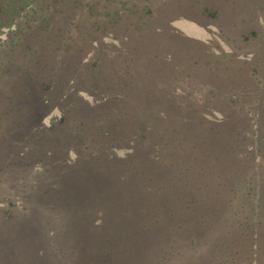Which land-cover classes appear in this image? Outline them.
<instances>
[{
  "label": "trees",
  "instance_id": "obj_1",
  "mask_svg": "<svg viewBox=\"0 0 264 264\" xmlns=\"http://www.w3.org/2000/svg\"><path fill=\"white\" fill-rule=\"evenodd\" d=\"M29 1L35 2V0H0V25L10 26L13 21L16 25L19 11H22ZM61 1L37 0L29 10H25L23 13L25 16L31 14L34 19L40 18V32L36 31L39 33L34 38L27 36V40L20 47L18 45L22 39H19L20 36L16 32L29 35L31 32L26 33L27 31L23 29L33 28V26L26 22L24 23L26 26L18 24L16 29L9 30L8 32L13 30L16 38L13 42L9 41L15 46L9 53L19 50L24 59L18 61V58H6L0 64V75L4 73L0 79V96L3 98V102L0 100V152L4 151V155L18 166L32 163L38 168L44 160L48 163L34 174L38 178H43L44 183L38 184L36 180L31 179L29 186L26 184L22 186L23 189L30 187L31 191L33 190L23 206L22 216L13 213L12 210L6 212L4 218L8 220L11 233L7 236L8 241L0 237V264H243L242 261H245L246 257L251 258L249 253L244 256L246 249L256 256L260 252L262 255L260 261L264 264V242H260V246L253 248L247 246L243 237L245 223L246 228L249 227L247 235L257 238L260 231L264 230V221L258 222L259 232L250 222L244 223V208H246L244 204H241L240 215L236 214L239 217L234 213L232 217H226L230 234L225 238L214 240L218 226L213 224L211 217L205 216L213 206L214 209H223V197H228L231 188L226 189V187L231 179L238 181L239 188L245 181L253 180L255 170L254 164H250L251 158L246 152L239 153L241 149L245 151L244 130L247 125L245 123L236 125L235 122L243 121V116L236 114L237 118L236 121L233 120L235 121L233 124L214 123L198 130L193 122L188 121L190 114L182 112L180 115L184 123H181V127L178 126L173 121L176 111L183 107L196 111L191 105L196 104V99L194 91H185L177 87L164 88L163 86L171 80L164 70L161 72L163 78L161 84H157V78H152L148 82H151L150 89L146 92L142 90H140L141 93L135 92L136 102L132 104L122 94L123 90L119 91L113 84L106 85L105 104L113 102L119 109L120 115L114 117L116 122L111 121L112 116H107L109 113L104 104L98 105L99 102H92L83 106L89 112L86 113L88 117L79 122L83 135L88 137V133L92 131L101 133L98 140H90L91 144L94 143L86 147L92 150L91 152L78 153L73 150L75 153L73 159L65 158L54 162L51 151L38 144L37 137L41 133L55 137L54 139L58 137L56 125L44 130L39 128L37 121L40 117L39 109L43 104H37L35 99L40 90L44 93V90H52L55 85H59L56 78L55 83L53 80L50 81L49 77L61 75L60 73L65 71L61 67L63 62H68L67 65L74 72L80 65L84 72L88 71L89 74L84 77L87 80L91 79L92 82L87 87L84 86L87 89L99 84L100 79L104 80L103 73L107 72L100 68L94 71L93 60L82 58V52L73 49L71 44L65 46L63 43L58 44L54 41L55 30H61L62 24L57 20V23H53L55 25L52 27L53 32H50L51 29L48 28L55 14L49 13L46 8L50 6L49 11L59 14L63 10ZM147 1L145 9L139 16L142 20L135 26V30L141 29L144 22H146L145 26H150L154 21L163 19L164 13H160V10L163 11L172 2L157 0V3L153 1L157 4L154 5L151 0ZM236 1L222 0L221 2L227 3L225 8L230 7L226 10L221 7L223 3L218 6H208L205 3L201 5L200 0H186L183 4L173 2V6L181 10L180 16L190 18L193 16L188 14L204 16V13H207L214 18L227 16V19L232 21V14H239L238 20L232 22L234 28L236 22H244L238 23L241 26L248 24L247 22L253 17L252 12L255 7L264 9V0H259L255 7L250 0L244 1L246 7L242 3L237 4ZM92 5V3L89 5L90 8ZM130 8H132L129 11L130 14L138 11L137 4L131 3L128 9ZM115 11L116 14L112 13L115 15L114 21H120L122 13L119 9ZM90 13L95 16L92 11ZM6 15H9V18H5ZM65 17V15L60 16L62 19ZM258 19L262 20L260 25L264 27V16ZM43 20L45 21L42 22ZM123 20L126 18L121 22ZM70 25L71 22L64 23V30L72 34L69 31ZM221 28L220 26V33L223 34ZM59 33V35L64 34ZM248 35H256L257 39H260L263 38L264 33H258L254 28ZM70 37L72 38L71 35ZM245 38L250 40V36ZM82 39L84 40L85 37ZM242 39L244 40V34ZM189 46L195 50L200 60L190 62L187 68L185 57L189 51L180 52L183 58L178 57L175 62L176 66L183 65L180 68L185 72L183 82L197 86L200 78L203 77L201 73H213L218 80L212 81L206 76V80L203 78V81L210 90L211 98L214 97L217 103L224 101L223 96L217 91L220 90L217 84L220 85L225 79V72L216 74L219 72L222 61L229 57L225 52L214 56L211 52L212 48L197 41ZM119 48L121 53L117 52V54L125 56L123 57L125 64L128 65V62L137 56L140 59L147 58L146 63L152 66L149 69L136 70L138 73L134 71L135 75L142 73L144 76L145 72L154 68L152 62H155L158 55L153 54L151 49L148 50V46H135L132 48L133 51H130L132 53H128L125 47L119 46ZM167 54H170V51ZM67 58L68 61L65 60ZM256 59L260 62L259 58ZM97 60L99 59L95 58V65ZM254 64L253 61L251 68L249 67L250 72L247 74L260 84L256 93H261L264 91V61L260 62L257 68ZM158 66H156L157 69L161 66L164 69V65ZM228 67L229 65H224L222 69L225 71ZM235 69L244 71V65L239 64ZM12 75H15V79H21L18 85L10 82L12 78L6 80L4 77ZM242 75L244 74L237 72L235 79L230 80L229 87L237 91V86L244 83ZM36 76L40 80L32 79ZM184 78L188 81H184ZM131 81H127L128 85ZM74 83L77 82L74 81ZM105 84H107L106 81ZM124 85L127 86L126 83ZM160 85L161 88H159ZM237 95V92L230 95L231 103L238 101ZM259 97L262 99L254 98L255 101L264 104V96ZM39 98L41 101H49L45 94L43 98L40 94ZM144 104H154L155 107L146 106L148 109L143 112L139 105ZM225 106L228 105L225 104ZM167 118L168 122H166ZM62 119L65 121V118ZM221 119L229 120L228 115ZM116 131H119V136H116ZM218 131H221L219 136L222 140L217 137ZM230 137L233 140L232 145H229L226 154L220 155L215 150L218 148L215 144H224ZM78 140L80 141V138ZM29 145L32 146L31 151H27ZM114 147L122 148L126 153L119 157ZM98 149L102 152L99 153ZM166 150H169L168 153H165ZM152 151L156 152V156L149 160L148 156ZM221 158L226 160L222 161ZM229 160L232 164H227L226 170L220 167ZM243 166L253 169L249 170L247 177H244ZM7 167L11 169V165L7 164ZM55 171L59 174L54 175ZM51 177L54 179L51 180ZM198 177L205 178L206 181L198 182L196 180ZM263 177L264 172L261 182L264 187ZM132 178L136 180L130 182ZM176 182L179 187L175 186ZM211 182L214 184L210 185ZM121 186L126 189H121ZM198 190H202V197L206 195L205 198H201V202L203 199L207 201L208 196L211 197L208 199L209 203L201 207L202 212L199 214L195 207ZM155 192L162 200L165 199L163 203L155 204L149 207L150 209L144 207L153 202ZM186 194L192 198H185ZM41 197L44 199L37 204ZM229 199L231 196L228 197ZM31 205L34 207L41 205L39 210L47 212L63 210L59 216L57 214L55 217H58V222L62 221L64 225L66 224L63 227L67 230L55 233L54 230L49 232L48 229H41L40 226L45 227L46 223L36 219L37 211L35 212V208ZM92 208H94L93 211ZM17 220H20V224ZM212 225L216 229L215 233L212 232ZM235 225L237 231H233ZM239 227L242 228L238 230ZM2 231L0 229V236L3 237ZM105 231L113 232L115 236H118V240L107 237L105 242L106 237L102 238ZM234 238L242 240L237 245ZM85 246H89L86 252L82 250Z\"/></svg>",
  "mask_w": 264,
  "mask_h": 264
},
{
  "label": "rangeland",
  "instance_id": "obj_2",
  "mask_svg": "<svg viewBox=\"0 0 264 264\" xmlns=\"http://www.w3.org/2000/svg\"><path fill=\"white\" fill-rule=\"evenodd\" d=\"M36 1L37 0H35V2L29 1L24 5L22 11H19L16 25L14 24L15 21L11 22L12 25L10 26H5V24L0 25V64L6 58H18V61H23L24 59L21 56V51L19 50L9 53L15 47L10 44L9 41L13 42L16 40L15 36L13 35V30L16 29L18 24L24 25V23L28 22L31 26H33V28L29 27V29H23V31H27L26 33H29L30 31L31 34L29 35H25L19 31L16 32V34L20 36L19 39H22V42L18 45L20 47L23 46L24 41L27 40V36L28 38H34L40 32V18L35 16L37 19H34L32 18L33 16L31 14L26 16L23 14L25 13V10L30 9V6L32 7L34 4H36ZM153 1L157 3V0H151L154 5H157ZM171 1L172 2H170V4L167 5L163 11L160 10V13H164V18L158 21L159 23L154 21L152 24H150V26H145L146 22H144L143 26L139 30H135V26L138 25L142 20L139 18V16L143 9H145V4L148 2L147 0H62L61 7L63 10L59 14L58 12L49 11L51 7L47 6V11L49 13L51 12L52 14H55L48 28L51 29L50 32H53L52 27L55 26L53 23H57V20L62 24L61 30H55V37H53L56 39L54 41H56L58 44L63 43L65 46L71 44L73 49H77L79 52H82V58L89 59V61L93 60L92 69L94 68V71H97V68H100V70L107 72L103 73L105 77L104 80L100 79L99 84L97 83V85H95L93 88L87 89L86 87L88 84H91L92 82L88 77V80L84 77L89 74L88 71L84 72L80 65L76 69V72H74L67 65L68 62H63L61 67H63L65 71L60 73L61 75L49 77L50 81H54L56 78L59 85H55L52 90H44V93L42 90H40L38 97L35 99L37 104H43L42 108L39 109L40 117L37 121L38 126H40L39 128L44 130L46 128L48 129L52 125H56L55 127L58 128L56 130L58 131V137L54 139L55 137H50V135L47 134L42 135L41 133L37 137L38 144H41V146H43L45 149L51 151L54 162H57V160H64L65 158L73 159L75 156L73 150L78 151V153L91 152L92 150H88L86 147H89L94 143L93 142L91 144L90 140H98L101 137V133L98 134V132L92 131L88 133V137L83 135L79 122L85 120V118L88 117L86 113H89L85 110V107L83 108V106L92 102H99L100 104L98 105L104 104L107 106L109 113L107 116H112L113 119L111 121L116 122L114 117L120 115L118 114L119 109H117V104H113V102H111V104H105L106 94L104 89L106 85L113 84V86L116 89L118 88L119 91L123 90L122 94L127 97V101L132 104V102H136L134 98L135 92L140 90L146 92L148 89H150L151 82H148L152 78H157V84H161L163 80L161 72L164 70V72H167L166 76L171 79L168 84L163 86L164 88L173 89L177 87L185 91H194L196 104L191 105L195 107L196 111L190 110L188 108L185 109V107H183L182 109L176 111L174 117L171 115L174 118L173 121L176 122L178 126L182 125L181 123H184V119L180 115L182 112H184V114H190V120L188 121L193 122L198 130L203 127H209L214 123L233 124L236 121L237 115L243 116V121L235 122L236 125H243L244 123L247 125L246 129L244 130L246 137V140H244L246 145L244 147L245 151L241 149L239 153L246 152L247 155H249V158H251L250 164H254L255 170V174L252 173L254 175L253 180L245 181L244 185L239 188L238 181L231 179V182L226 187V189L231 188L228 193V197L231 196V199L228 200V197H223V209H214L213 206L207 211L205 216L211 217L213 224L218 226V230L216 232V229L212 225V232H216L214 240L225 238L228 236V234H230L228 231V220L226 217H232L233 213L235 216H238L236 215L238 213L240 215V210L242 208L241 204H244V207H246L244 208V223L246 221L250 222L253 224L252 226L256 228L257 232H259L260 226L258 225V222L260 220L264 221V187L261 183L264 172V104L255 101L256 99L254 98H261L259 96H264V91L261 93H256L260 84H257L255 78L252 77L254 79L253 80L247 73L250 72L249 67L251 68V63L253 61L255 62L254 65L256 68L260 66V62L264 61V36L263 38L257 39L256 35H248L251 29L254 28L258 33H264V27L260 25L262 24V20L258 19L264 16V9L255 7L257 6V2L259 0H250L255 7L252 12L253 17L251 21L247 22L248 24L243 26L239 25L238 23L241 24L244 22H236L234 28L232 27V22L238 20L239 14H232V21L227 19V16L225 18H214L207 13H204V16H200L199 14L196 16L188 14L189 16H193V18H190L183 15L180 16L181 10L173 6V2L183 4L186 2V0ZM200 1L201 5L205 3L208 4V6H218L219 4L223 3V5H221L223 9L226 6L225 4H227L221 2L222 0ZM244 1L248 2V0H237L236 3H242V5H244ZM91 3L93 5L90 8L89 5ZM131 3L132 5H138V11H135L132 14L129 12L132 8L128 9ZM244 6L246 7V5ZM134 8L135 5L133 6V9ZM228 8L230 7L225 8V10ZM117 9H119L122 13V19L126 18V20H123V22H121L122 19L120 21H114L115 15H112V13L115 12L116 14L115 10ZM90 11H92L95 16L92 15ZM62 15H65L66 17L64 19L60 18ZM5 18H9V15H6ZM44 21L45 20L42 22ZM70 22L71 25L69 27V31H71L72 34L64 30V23L68 24ZM220 26L222 27L221 32H223V34L220 33ZM11 29L13 30L8 32ZM59 32L64 34L59 35ZM243 34L244 40L242 39ZM246 36H250V40L246 39ZM83 37H85L84 40L82 39ZM195 41L206 44L209 48H212L211 52L214 54V56L216 54H220L221 52H225L227 57H229L222 61L223 64L221 63L220 68L218 69L219 72L216 74L219 75L221 71L225 72V79L220 83V85L219 83L217 84L218 88L220 89L217 91H219V93L223 96L224 101H219L217 103L214 97L211 98V94L209 93L210 90L203 81V78L206 80V76L209 80H218V77H215L213 73H209L211 75L207 73H201L200 75L203 77L202 79L200 78L198 82L199 84L197 86L183 82V76L185 72L180 69L183 65L176 66L177 63L175 60H177L178 57L183 58L180 52L184 53L185 51H189L190 53L188 52L187 57H185L186 67L188 68L190 62H198V60H200L198 55L195 54V50L189 46L193 45V42ZM228 44H230V46ZM239 45H241L240 48ZM119 46L125 47L129 51L128 53H132L130 51H133L132 48L135 46H148V50L151 49L153 54L158 55L156 57L157 59L155 60L157 63L155 64V62H152L154 68H152L149 72H145L144 76L142 73L135 75L134 71L145 70L147 68L149 69L152 66H150V64L148 66V63H146L147 58L140 59L137 56H134L128 62V65L125 64V60L123 59L125 56L122 57L121 55L117 54V52L121 53ZM169 51L170 54H167ZM95 58L99 59L96 61V65L94 64ZM256 58H259L260 62L257 61ZM65 60L68 61V58ZM239 64L244 65V71H237L235 69V67ZM158 65H164V69L162 66L160 69H157V67H159ZM224 65H229L228 69H225V71L222 69ZM237 72L244 74L242 75L244 76V83L239 84L236 91L235 88L229 87V83L232 78L235 79ZM259 73L261 75V71H259ZM3 75L4 73L0 75V79ZM14 76L15 75L4 77L6 80L12 78L10 82H15L18 85V83L21 82V79H15ZM32 79L35 80L39 78L36 76ZM129 80H132L130 85H128L129 83L127 82ZM74 81L77 83H74ZM105 81L107 84H105ZM184 81L188 80L184 78ZM54 82L56 83V81ZM124 83H126L127 86H125ZM159 88H161V85ZM235 92L238 94V101L231 103L230 95L234 94ZM40 94L42 98L45 94V96L49 98V101H41L39 98ZM251 94L256 95V97H252ZM0 100L3 102V98H1V96ZM185 104L186 103H184V105ZM225 104L228 106L226 107ZM146 106H149V108L155 107L154 104L139 105L143 112L147 111L148 108L146 109ZM149 111L150 110H148V112ZM229 113L231 115H229ZM225 115H228L229 120L221 119ZM62 118H65V121H63ZM166 122H168V118ZM220 132L221 131L217 132V137H219V140H222L219 136ZM116 136H119V131H116ZM79 138L80 141L78 140ZM232 143L233 140L230 137L229 140H227L224 144L219 145L216 143L215 146H218V148L215 150L220 155L226 154L227 149H229V145H232ZM114 148H116L115 152L119 157L126 153L122 148ZM31 149V145L27 146V151H31ZM168 151L169 150H166L165 153H168ZM3 152L4 151L0 152V229L3 230V237H0L8 241L7 236H9V233H11V229L9 227V223L7 222L8 220H5L4 218L6 212H8V210H12L13 213L22 216V213L24 212L23 206L33 191H31L30 187L23 189L22 186L24 184L29 186L31 179L36 180L38 184H41L43 182V178H38L34 174L37 172V170L46 166L48 163H46L44 160L42 163L43 166L40 163V167L38 168H36V165L33 166L32 163H25L23 166H18L17 164H13V160L5 156ZM98 152L101 153L102 150L98 149ZM155 156L156 152L152 151L150 156H148V159L152 160L155 158ZM221 160L225 161L226 158H221ZM7 164L11 165V169H9V167L6 168ZM227 164H232V161L229 160L228 162L221 164L220 167L226 170ZM243 170L245 177L249 170L253 169H248L243 166ZM58 174L59 172H54V175ZM53 179L54 177H51V180ZM133 180L136 179L132 178L130 182ZM196 180H198V182L206 181L205 178L199 177ZM129 184L127 186H129ZM213 184L214 182L210 183V185ZM175 186L179 187L177 182L175 183ZM121 189L126 188L121 186ZM201 192L202 190L197 191V200L195 201V207L198 210V214L202 212L201 207L204 204L209 203L208 199L211 198L208 196L207 201L203 199V202H201V198H205L206 196L205 195L202 197ZM153 196L155 197L152 202L153 204L151 203L150 205H146L144 207L150 209L153 205H159L165 200L164 198L162 200L156 192L153 193ZM185 198L191 199L192 197L189 194H186ZM43 199L44 198L41 197L37 204H39ZM31 206L35 208V212L37 211L38 218L36 219H38L40 222L42 221L46 223L45 227L40 226L41 229H48L49 232L54 230L55 233H60L63 230H67L63 227L66 224L64 225L62 221L58 222V217H55L57 214L59 216L63 210L59 212H47L39 210L41 205H36V207H34V205ZM93 210L94 208H92V211ZM17 222L20 224V220H17ZM245 224L243 236L244 240L247 242V246L257 248L261 245L260 242H264V230H261L260 234L257 235V238H254V236L247 235L249 227L246 228ZM208 225L209 228H211L210 224ZM205 227L208 229L206 225ZM241 228L242 227H239L238 230ZM233 231H237L236 225ZM107 237L118 240V236H115L113 232L110 231H105L102 235V238H105V242H107ZM123 237L124 236H122V238ZM241 240V238L237 240L235 239V244L238 245ZM88 248L89 246H85L82 248V250L86 252ZM248 253L251 258L246 257L245 261H242L243 264H263L260 261L262 257L260 252L256 256L252 255V252H249V250L247 251L246 249L244 256H247ZM153 255L155 256V253Z\"/></svg>",
  "mask_w": 264,
  "mask_h": 264
}]
</instances>
